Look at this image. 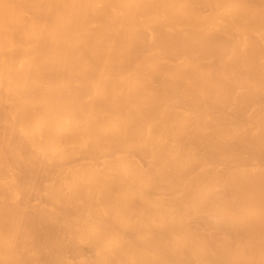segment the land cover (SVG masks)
I'll return each mask as SVG.
<instances>
[{"label": "bare ground", "instance_id": "obj_1", "mask_svg": "<svg viewBox=\"0 0 264 264\" xmlns=\"http://www.w3.org/2000/svg\"><path fill=\"white\" fill-rule=\"evenodd\" d=\"M0 264H264V0H0Z\"/></svg>", "mask_w": 264, "mask_h": 264}]
</instances>
